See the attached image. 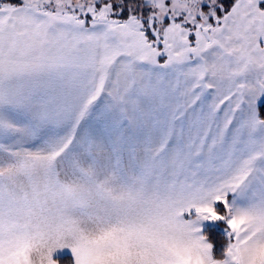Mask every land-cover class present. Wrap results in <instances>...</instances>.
Listing matches in <instances>:
<instances>
[{"label": "snow or ice", "instance_id": "6c2138e0", "mask_svg": "<svg viewBox=\"0 0 264 264\" xmlns=\"http://www.w3.org/2000/svg\"><path fill=\"white\" fill-rule=\"evenodd\" d=\"M261 94V0H0V264H264Z\"/></svg>", "mask_w": 264, "mask_h": 264}, {"label": "trees", "instance_id": "16d2710c", "mask_svg": "<svg viewBox=\"0 0 264 264\" xmlns=\"http://www.w3.org/2000/svg\"><path fill=\"white\" fill-rule=\"evenodd\" d=\"M258 117L264 119V103H260L258 106ZM204 234L208 235V239L215 245L214 251L218 255L221 250V246L226 239L225 235L217 228L206 227ZM57 264H74L70 257H61L56 259Z\"/></svg>", "mask_w": 264, "mask_h": 264}, {"label": "crops", "instance_id": "0c3cea01", "mask_svg": "<svg viewBox=\"0 0 264 264\" xmlns=\"http://www.w3.org/2000/svg\"><path fill=\"white\" fill-rule=\"evenodd\" d=\"M261 4H264V0H261ZM260 103H264V94H261L257 99H256V109L258 112V106ZM258 114V113H257ZM222 222H209V221H202L200 222V229H201V233L204 234V229L206 227H217L219 228L223 233H224V225ZM221 224V225H220ZM61 257H70L74 263V257L73 254L71 252V249L69 247H64V248H59V249H55L52 253V259L54 261H56L57 258H61ZM57 264V263H56Z\"/></svg>", "mask_w": 264, "mask_h": 264}, {"label": "rangeland", "instance_id": "374dc122", "mask_svg": "<svg viewBox=\"0 0 264 264\" xmlns=\"http://www.w3.org/2000/svg\"><path fill=\"white\" fill-rule=\"evenodd\" d=\"M221 224H222V223H221ZM221 224H220V225H221ZM214 228H217V227H214ZM217 229H218L220 232H222L219 228H217ZM222 233H223V232H222ZM223 234H224V233H223Z\"/></svg>", "mask_w": 264, "mask_h": 264}]
</instances>
